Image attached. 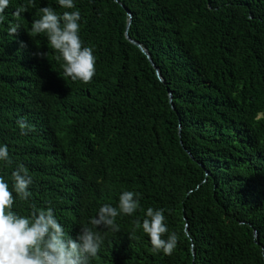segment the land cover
I'll list each match as a JSON object with an SVG mask.
<instances>
[{
    "label": "trees",
    "instance_id": "16d2710c",
    "mask_svg": "<svg viewBox=\"0 0 264 264\" xmlns=\"http://www.w3.org/2000/svg\"><path fill=\"white\" fill-rule=\"evenodd\" d=\"M0 264H264V0H0Z\"/></svg>",
    "mask_w": 264,
    "mask_h": 264
},
{
    "label": "water",
    "instance_id": "95a60500",
    "mask_svg": "<svg viewBox=\"0 0 264 264\" xmlns=\"http://www.w3.org/2000/svg\"><path fill=\"white\" fill-rule=\"evenodd\" d=\"M128 14H129L130 18H129V21H128L127 28H129V26H130V23H131V17H132V16H131V12L128 11ZM126 37H127L130 41H132L134 44H136V45L140 48V50H141L143 53H145V54L147 55V57L149 58V60H150L151 63L153 64V66L155 67L158 77L160 78V80L163 81L164 79H163V77H162L161 71L156 67V65H155V63H154V61H153V59H152V56H151L150 52L148 51V49L145 48V47H144L139 41H136V40H134L133 38H131V36H130V34H129L128 31L126 32ZM171 99H172V95H171ZM256 235H257V232H256Z\"/></svg>",
    "mask_w": 264,
    "mask_h": 264
}]
</instances>
